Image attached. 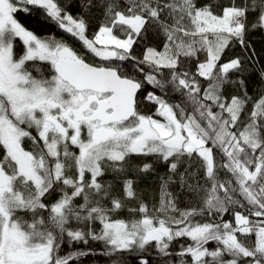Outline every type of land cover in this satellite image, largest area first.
I'll return each instance as SVG.
<instances>
[{"label":"snow or ice","instance_id":"snow-or-ice-1","mask_svg":"<svg viewBox=\"0 0 264 264\" xmlns=\"http://www.w3.org/2000/svg\"><path fill=\"white\" fill-rule=\"evenodd\" d=\"M255 32L264 0H0V264H264Z\"/></svg>","mask_w":264,"mask_h":264},{"label":"trees","instance_id":"trees-1","mask_svg":"<svg viewBox=\"0 0 264 264\" xmlns=\"http://www.w3.org/2000/svg\"><path fill=\"white\" fill-rule=\"evenodd\" d=\"M79 11L78 8H73L72 12L75 15ZM18 18L20 22L26 26L28 29L33 30L38 35H56L57 38L60 37V31L55 27V25H52L50 23H45L43 18L39 15H31L26 16L24 14H19ZM96 30V21L92 22L90 31ZM248 39L252 42L254 47L259 51L261 48H264V33L261 32H255L251 33L248 37ZM78 46V45H77ZM236 51H239L237 48ZM249 92H253V88L249 87ZM157 172L159 174H163L166 171V167L162 164L156 165ZM141 187H147L149 190L153 191L154 194L158 197V181H155L154 178H149L147 181L141 182ZM175 188V186H173ZM187 200L186 198H182V202L180 203V207L183 208L186 206ZM91 247H93L96 250L95 255L88 257L85 259L84 264H109V258L105 257L100 254L102 250V245L99 244H91ZM79 247H84L83 245H80ZM65 251H67V246H65Z\"/></svg>","mask_w":264,"mask_h":264}]
</instances>
